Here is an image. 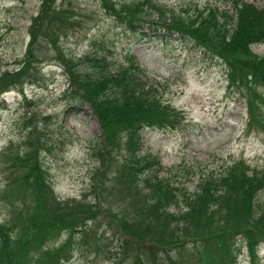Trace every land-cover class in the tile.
<instances>
[{
	"label": "rangeland",
	"instance_id": "rangeland-1",
	"mask_svg": "<svg viewBox=\"0 0 264 264\" xmlns=\"http://www.w3.org/2000/svg\"><path fill=\"white\" fill-rule=\"evenodd\" d=\"M148 2L159 5L154 10L147 6L151 14L142 11L143 0H0V224L11 227L10 236L3 229L0 233V264H113L114 253L129 238L118 233L117 223L142 204L126 182L130 172L119 165L126 152L107 149L112 138L101 129L110 126L109 112L103 114L99 99L87 88L67 80L71 72L93 73L100 63L94 56L118 75L112 83L103 79L105 86L120 91L126 82L123 75L137 77L144 84L142 92L148 91L150 101L165 114L138 130L142 145L137 156L148 173L135 182L152 174L168 177L183 189L180 192L189 194L188 200L198 210L205 205L193 191L214 172L234 166L235 174L250 175L254 168L264 167V43H246L245 55L224 52L226 35L216 32L226 13L228 33L234 28L237 35V19L231 13L243 2L264 7V0ZM209 10L210 30L202 34V41L193 36V31L203 32L201 25L194 27L193 16H205ZM124 14L137 23L164 21L177 29L166 33L160 22H147L150 35L144 38L121 25ZM24 62L31 71L20 73ZM135 65L143 72L142 79ZM88 80L84 79L87 86ZM126 134V129H120L117 137L124 139ZM26 154L40 161L48 195L47 202L33 210L22 201L30 192L23 178L27 170L13 165ZM225 189L228 192L218 193L217 205L212 207L215 213L206 215L210 220L203 216L193 223L203 233L210 224L223 240L233 237L236 264H251L235 232L248 223L247 216L264 219V204L249 209L247 196ZM257 200H264V191ZM83 215H88L86 227L76 224L69 247L50 262L46 252L57 248L70 229L46 236L47 225L55 216L70 223ZM36 225L43 226L41 235ZM204 242L198 243L201 254L206 249L216 253L212 248L216 238L210 246ZM127 247L120 264L135 263L136 247L141 262L148 264L152 256L156 263L149 244L134 240ZM2 256L10 258L5 261ZM188 256L187 248L178 253L164 246L157 264H188ZM252 264H264V244L257 245Z\"/></svg>",
	"mask_w": 264,
	"mask_h": 264
},
{
	"label": "trees",
	"instance_id": "trees-1",
	"mask_svg": "<svg viewBox=\"0 0 264 264\" xmlns=\"http://www.w3.org/2000/svg\"><path fill=\"white\" fill-rule=\"evenodd\" d=\"M147 6L150 8L152 7L153 10L159 7L155 2L143 0L142 11L146 14H151V9H147ZM233 13L235 14V19H237V23L234 25V27H236L235 31H239V33L235 35L233 32L234 28L228 33L226 25L229 17L226 13L223 14L224 19L221 23V29H218L216 32L219 35H226V41L223 42L224 44L222 47L224 52L240 51V54L245 55L246 43L248 44L249 42L257 40L264 41V7L256 8L253 5L243 2ZM210 14L211 10H209L208 14L205 16L201 14H195L196 16H193L194 27L198 28V26L201 25L203 28V32L200 35L195 34L193 31V36L202 41V34L204 35L210 30ZM175 21L183 25L185 24L181 19H175ZM147 22L137 23L126 14L120 17V23H122L121 25L124 26L125 29L133 32L137 31L142 34ZM158 22H160L158 26L167 32L173 33L172 31L177 29L176 26L171 27L164 21H153L151 23L157 25ZM94 59L100 63L98 67L94 69L93 73L82 72L80 75H75L71 72V77L68 76L67 80H69L72 85L81 89L87 88L91 96L93 94L96 99H99L98 108L102 110L103 114L109 112L110 116L108 123L110 126L102 127L101 129V132L103 130L104 134H109L110 132V137L112 138L107 145V149L111 148L116 152H120L124 149L126 152V155H122V161L119 165H121L123 172H125L124 169H127L128 173L130 172V177L126 182H128V187L130 185L133 186L132 189L141 199L142 204V207L135 214L131 215L128 219L125 214H123L122 219L117 223L119 228L118 233H122L129 238L124 239L123 246H119L117 252L114 253L113 258L115 262L113 264L121 263L125 255V250L128 249L127 244L129 242L133 243L134 240L140 241L142 244H149V247H152L151 250H153V253L155 252L156 263L152 256H150L151 259L148 264L158 263V253L160 248L164 246H168V248H172L178 253L183 252V249L187 248L189 252L188 264H224L225 261L229 264H236V256L233 253L236 250L233 249V244L235 242L233 237L231 240H223L218 233L212 229L210 224L204 227L207 232L203 233L202 229L196 230L197 224L194 223L200 222L203 216L207 218V220H210V217H206V215L208 213H215L212 207L217 205L219 200L218 193H221V191L228 192L225 188H228L229 191L234 190L241 193L245 197L247 196V205L249 209L264 204V200L261 202L257 200L258 194L264 191V168L259 170L254 168L250 175L245 174L244 171L240 174H235L236 168L234 166L219 172H214V175H210L204 180L203 187L197 191H193L198 192L200 199L205 205L198 210L194 207L193 202L188 200L187 196L189 194L180 192L183 189L179 188L177 184L168 177H158L152 174L144 176L139 182H135L137 177L148 173L141 168V162L137 156V151L140 146V134L138 130L144 125H151V118H161L165 116V114L155 103L150 101V94L148 91L142 92L144 84L137 77H129L130 74L123 75L122 77L126 79V82L125 87L120 91L110 86H105L103 84V79H105L106 82L112 83L118 79V75L108 69V63H105L102 59L95 56ZM259 63L261 62L259 61ZM25 70L31 71V67L24 62L19 71L23 73ZM252 74V79H254L256 75L254 69L252 70ZM92 76L98 77L101 80L95 82L94 80L89 81L88 77ZM82 78H86L88 80V85L91 87L87 86ZM261 81H264V78ZM251 83L256 84L253 80H251ZM137 87H139L140 90H138ZM142 98H144L145 101L140 100ZM103 128H107L109 131ZM120 129H126L127 134L124 135V139L117 137ZM103 133L102 135H104ZM22 156L23 155H19L16 160L17 163L13 165L15 166L16 164V166H21L27 170V172H23V178L26 179V188L30 192L27 200L22 201L27 207V210H33V208L44 205L48 200V195L43 190V174L41 171V163L38 161L37 156L34 155L35 159L31 157L27 158L29 154H26L25 158ZM145 161H150V159H146ZM154 164H156V162H154ZM235 176H239V178ZM230 180L232 181L230 182ZM109 197L110 195H107L105 200H108ZM171 207L175 209L170 211ZM206 209H209L207 213L205 211ZM90 215H93V211L90 212ZM87 216L88 215H83L80 218L73 219L70 223H67L66 219L57 220V216L52 218L51 222L47 225L48 230L46 236L53 234L54 230H59L64 227L70 229V234L60 242L57 248H53L46 252V255L50 258V262L53 258L58 259V257L62 256L64 248L69 247L72 241L71 231L74 230L76 224L79 223L82 224L84 228L86 227L84 221L88 219L86 218ZM113 217L118 218L117 214H113ZM247 217H249L247 220L248 223L238 227L235 234H239L242 247L246 248L248 260L252 264L255 260L257 245L264 242V219H260V217ZM31 219L33 224L34 219ZM169 222L173 224V228L170 227L168 224ZM134 228L137 230H133ZM2 229L4 231L6 230L9 235L11 227L8 226L7 223L3 222L0 224V233H2ZM35 229L39 235L44 232L42 225H36ZM215 238L216 242L212 245V248L216 253L206 249L205 252L201 254L202 249H200L198 245L199 241H205L203 244L207 247L211 245V240ZM239 247L241 248V246ZM136 249V261L134 264H144L139 259L142 254L139 247H136ZM194 251L197 252L193 254ZM224 254H226L227 257H225ZM2 257L5 261L10 258L6 256Z\"/></svg>",
	"mask_w": 264,
	"mask_h": 264
}]
</instances>
